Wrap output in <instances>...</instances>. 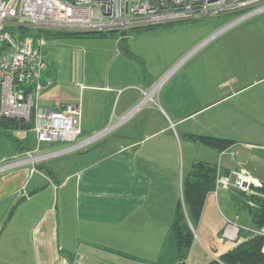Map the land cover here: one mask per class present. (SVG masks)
Here are the masks:
<instances>
[{
  "label": "crops",
  "instance_id": "0c3cea01",
  "mask_svg": "<svg viewBox=\"0 0 264 264\" xmlns=\"http://www.w3.org/2000/svg\"><path fill=\"white\" fill-rule=\"evenodd\" d=\"M220 22L206 31L180 25L49 37L51 85L40 104L77 101L85 144L73 156L64 143L46 144L62 147L42 170L28 163L0 173V264H196V241L181 260L171 233L194 164H216L222 174L244 168L264 183V13L191 53ZM187 55L156 102L131 113L142 91ZM202 136L234 142L219 151L193 138ZM20 146L13 157L24 156ZM61 156L64 165L54 161ZM230 192L219 201L239 216ZM219 201L207 197L200 243L223 236ZM231 249L212 257L205 249L210 259L197 261Z\"/></svg>",
  "mask_w": 264,
  "mask_h": 264
},
{
  "label": "built area",
  "instance_id": "2783aa9c",
  "mask_svg": "<svg viewBox=\"0 0 264 264\" xmlns=\"http://www.w3.org/2000/svg\"><path fill=\"white\" fill-rule=\"evenodd\" d=\"M261 13H264V0H0V123L5 119L22 121L34 129L37 143V147L26 151L22 158L15 156L11 162L0 166V173L28 163L38 164L58 154H38L42 144H69L68 151L85 144L78 143L81 107L77 101L65 103L57 109L40 104L44 91L51 85V80L45 78L51 62L44 52V39L22 36L19 28L27 26L43 34L50 31L108 34L236 15V19L214 34L216 36ZM189 55L151 88L143 90L142 101L131 113L147 103H155L163 86ZM263 184L244 168L228 174H222L218 168L211 193L216 198L222 190L236 189L248 193ZM224 220L222 235L227 240L238 241L244 230L250 233L248 237H264V228L243 226L238 215L234 220L224 216Z\"/></svg>",
  "mask_w": 264,
  "mask_h": 264
},
{
  "label": "trees",
  "instance_id": "16d2710c",
  "mask_svg": "<svg viewBox=\"0 0 264 264\" xmlns=\"http://www.w3.org/2000/svg\"><path fill=\"white\" fill-rule=\"evenodd\" d=\"M22 36L32 35L34 31L19 28ZM151 29V28H149ZM47 34V33H45ZM67 36L87 35L78 33H63ZM42 34H37L40 36ZM0 134L9 137L19 149L20 143L10 134L9 130L19 128L22 123L15 119H5L1 122ZM203 144L222 151L230 147L234 141L214 137H193ZM43 169V168H41ZM218 166L213 163L199 161L194 164L190 173L185 177L183 184V201L177 205L175 218L171 227L173 244L179 259H185L195 243L194 230L200 222L208 195L215 187ZM231 202L238 210L246 209L254 228H264V184L263 187H253L248 193L231 189ZM264 237L249 236L219 260H211L209 264H264Z\"/></svg>",
  "mask_w": 264,
  "mask_h": 264
},
{
  "label": "rangeland",
  "instance_id": "374dc122",
  "mask_svg": "<svg viewBox=\"0 0 264 264\" xmlns=\"http://www.w3.org/2000/svg\"><path fill=\"white\" fill-rule=\"evenodd\" d=\"M236 17H237L236 15H223V16L209 18L210 20H204V21H200V22L199 21H195V22H189V23L173 25V27L180 26V25L181 26L195 25L194 27H196V26L199 27L200 26V28H197V29L206 31V30H209L212 27V25H210L209 23H211L213 21V19H220L221 22L216 25V27H215L216 30L210 36L206 37L203 41L198 43V45H200L203 42L207 41L202 46V47H205L211 41L214 40V39H209L212 35H214L216 32H218L221 28H223L226 25H228L230 22H232L234 19H236ZM238 25L239 24H236L234 26H231L230 28L236 27ZM163 27H172V26H160V27H155V28H163ZM22 28L30 30V28H28L27 26H24ZM140 30H143V29H140ZM227 30L228 29H226L225 31H227ZM224 32L220 33L218 35V37L220 35H222ZM111 33H113V32H111ZM37 34L38 35L42 34L40 36L45 41L44 42L45 43L44 49H45V47H46V45L48 43L49 37L64 36L65 35V34H63L62 32H59V31H50V32H47V34L40 33L39 31H34L33 35L36 36ZM181 66H182V64L179 65L177 70L171 75L170 79L175 74H177V72L180 70ZM164 75L165 74H163L161 77H159V79H161ZM15 120H18V119H15ZM20 122L22 123V126H20L19 128L10 129L9 130L10 134H12L15 137V139H17L19 141V143L26 145L27 148H25L24 152L36 148L37 147V143H36V134H35L34 129L31 126L25 125L22 121H20ZM1 130H3V129H2V126H1V123H0V133H1ZM99 134H100V132H96V133H93L90 136H84V137H86L85 139H82V137H81L80 141L87 140V139L92 138V137H94L96 135H99ZM70 146L71 145L66 144L64 148H68ZM16 147H17V145L9 137H6L5 135L0 134V166L4 165L5 163L11 162L12 158H14L13 156H14V153L16 152ZM61 147L62 146H59V147L56 146L55 148H50L49 145L44 144L41 149H38V154H43V153H48V152H51V151H54V150H58ZM80 148H83V146L82 147L79 146V147L75 148L74 150L78 151V149H80ZM17 149H19V148L17 147ZM74 150H72V153H70V152L67 153V156H73V154L75 153ZM76 154H79V153H76ZM54 161L58 165H64L66 160H65V158L63 156H61L59 158L54 159ZM42 163H46V162L45 161L41 162V164L39 166L40 170H42L41 168H43V166H41ZM49 163H51V162H49ZM70 169H71L70 167L65 168L66 171L70 170ZM217 199L219 201V198H217ZM215 211H216V213H217L216 215H217V217L219 218L220 221H224V216L230 218L231 220H234L235 216H236L235 215V210L232 208V206L230 207L228 203H225V202H223L221 200L219 201L218 204H216ZM238 213H239V216H240L239 217V223L241 225H243V226L252 228L253 224L251 223L250 217H249L248 212L246 211V209L238 210ZM224 223H225V221H224ZM200 234H201L200 230L197 227H195V229H194L195 241H196V243H197V245L199 247L198 252L195 253L194 259H193V261L196 264H201V263H199L197 261L199 257L200 258H205L206 257V258L210 259V257H212L214 255L218 256L221 253V251L225 250L226 248L230 249V248L235 247L237 244H239L240 242H243L245 240V235H247V237H248V235L250 233L248 234V232L245 231V230L242 231L241 236L239 237L238 241H230V240H227L226 238H224L223 236L220 235V236H218L217 239H215V241H213L212 244H210V243H208L206 241H203V242L200 243V241H198L199 240L198 238H199ZM214 247L217 248L216 251H214V249H213ZM205 249H208V250L212 251L210 257L208 255V253L205 252Z\"/></svg>",
  "mask_w": 264,
  "mask_h": 264
}]
</instances>
